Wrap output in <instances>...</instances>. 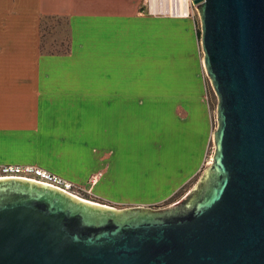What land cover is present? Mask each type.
<instances>
[{
  "label": "crops",
  "instance_id": "crops-1",
  "mask_svg": "<svg viewBox=\"0 0 264 264\" xmlns=\"http://www.w3.org/2000/svg\"><path fill=\"white\" fill-rule=\"evenodd\" d=\"M164 8L156 0H0V165L41 167L113 209L165 202L185 186L212 134L211 83L189 17ZM151 31L155 43H141ZM147 111L195 126L182 140L184 174L152 199L139 196L140 174L126 164Z\"/></svg>",
  "mask_w": 264,
  "mask_h": 264
},
{
  "label": "water",
  "instance_id": "water-1",
  "mask_svg": "<svg viewBox=\"0 0 264 264\" xmlns=\"http://www.w3.org/2000/svg\"><path fill=\"white\" fill-rule=\"evenodd\" d=\"M193 5L218 99L210 168L154 212L2 179L0 264H264V0Z\"/></svg>",
  "mask_w": 264,
  "mask_h": 264
},
{
  "label": "rangeland",
  "instance_id": "rangeland-1",
  "mask_svg": "<svg viewBox=\"0 0 264 264\" xmlns=\"http://www.w3.org/2000/svg\"><path fill=\"white\" fill-rule=\"evenodd\" d=\"M190 17L189 21L193 24V30L195 32H200L201 37V22L200 14L195 5L190 7ZM52 30V29H51ZM51 32V31H49ZM52 33V32H51ZM45 35V34H44ZM146 36L148 39H145ZM144 36V40L141 41L144 44L153 45L156 41V32L151 31L149 34ZM47 37V34H46ZM200 37H197V41L201 48ZM50 36V40H52ZM57 38V36H56ZM137 44V41H133ZM45 47V46H44ZM54 51L65 50V44L62 48H51L47 47ZM47 49V50H48ZM202 51V49H201ZM141 62V61H140ZM138 67L134 66V69ZM209 99H210V110H211V129L212 134L210 133L209 144L206 154H204L203 163L201 168L197 170L193 178L181 189H179L169 200L165 202H156L150 205H140L136 208H112L115 212H120L124 210H132L137 208H144L148 211H159L166 210L177 203H181L183 199L189 194L191 189L197 185L200 181L205 170L210 168L211 158L214 154V143H213V133L217 128V117H216V105L218 104V99L215 96V93L210 84L209 88ZM151 113V114H150ZM148 115H157V116H145L144 119V129L139 139L141 146L133 150L131 144H129L126 155H127V169H136L137 174H140V197L152 199L160 191L165 192L168 188L167 184L171 179L176 177H181L184 173L180 171V165L182 159L187 155L188 151L184 148L182 142L185 133L189 131V128L192 126L183 125L179 121L165 117V115L159 116L154 114V112H145ZM141 123V122H140ZM188 126V127H186ZM193 129L191 128L190 132L195 131V126L193 124ZM194 136V134H193ZM193 144V142H192ZM137 152V156H132V153ZM185 150V152H184ZM184 153V156H182ZM85 201H90L88 196H84ZM113 207V206H112Z\"/></svg>",
  "mask_w": 264,
  "mask_h": 264
},
{
  "label": "built area",
  "instance_id": "built-area-1",
  "mask_svg": "<svg viewBox=\"0 0 264 264\" xmlns=\"http://www.w3.org/2000/svg\"><path fill=\"white\" fill-rule=\"evenodd\" d=\"M156 2L159 6L162 4L165 6L163 14H168V16L172 17H190L189 9L193 6V0H156ZM96 177L92 176L89 179V186L95 184ZM9 178L45 185L63 192L65 195L80 199V201H85L84 196L90 195L89 189H85L76 183L66 180L63 176L50 173L41 167L31 164L0 165V180Z\"/></svg>",
  "mask_w": 264,
  "mask_h": 264
},
{
  "label": "trees",
  "instance_id": "trees-1",
  "mask_svg": "<svg viewBox=\"0 0 264 264\" xmlns=\"http://www.w3.org/2000/svg\"><path fill=\"white\" fill-rule=\"evenodd\" d=\"M197 35H198V37H200V32L199 31H197Z\"/></svg>",
  "mask_w": 264,
  "mask_h": 264
}]
</instances>
